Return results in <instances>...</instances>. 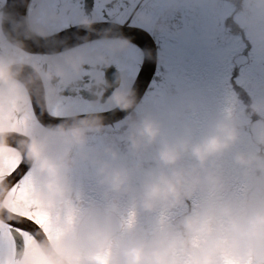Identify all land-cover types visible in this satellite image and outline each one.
Segmentation results:
<instances>
[{
	"label": "clouds",
	"instance_id": "9594fccd",
	"mask_svg": "<svg viewBox=\"0 0 264 264\" xmlns=\"http://www.w3.org/2000/svg\"><path fill=\"white\" fill-rule=\"evenodd\" d=\"M235 5L240 26L264 44V0ZM85 63L81 52H69L45 67L31 61L22 42L0 41V113L22 119L32 111L38 79L55 95L54 82L70 83ZM29 67L34 75L25 80ZM104 83L97 78L96 87ZM109 103L131 110L135 95L119 88ZM251 109L264 118V103ZM250 116L238 120L229 109L198 129L176 127L152 112L134 115L123 134L126 152L118 144H92L105 128L95 114L49 128L0 121V161L19 159L31 173L26 196L7 180L14 169L0 176V227L23 213L41 222L29 234V248L17 245L2 258L16 264H264V134L243 146ZM258 126L264 130V119ZM11 137L19 138L16 145ZM82 164L94 170L99 189L88 203L74 181Z\"/></svg>",
	"mask_w": 264,
	"mask_h": 264
},
{
	"label": "flooded vegetation",
	"instance_id": "af4514ba",
	"mask_svg": "<svg viewBox=\"0 0 264 264\" xmlns=\"http://www.w3.org/2000/svg\"><path fill=\"white\" fill-rule=\"evenodd\" d=\"M8 1L0 0V41L13 43L3 26ZM176 4L179 0H169L166 5H162L160 0H23L20 25L26 33L47 36L86 19L112 23L133 32L132 37L119 34L54 54L25 50L33 63L45 67H50L69 52H81L86 60L83 73L70 83L54 82L58 88L55 95L49 93L50 85L42 80L38 79L32 85L31 113L36 127L49 128L37 116L36 95L32 94L37 89H40L42 110L47 116L62 118L114 108L109 103L114 92L119 88L132 90L143 71L148 48L141 35H147L155 48V70L135 108L92 137L95 147L118 144L126 152L123 134L126 122L134 115L152 112L176 127L191 123L203 129L229 109L238 120L251 114L242 130L243 146L258 141L264 134L258 126L264 118L252 113L251 106L264 103V44L238 23L235 0H212L209 6V34L212 35L209 69L197 71L193 67H198V64H183L184 69L174 68L171 74L168 65L172 62L168 55L178 50V41L170 42L175 33V25L171 23L187 14L184 6ZM32 75L33 69L29 67L22 78L27 80ZM97 78L105 82L102 89L96 87ZM101 90L102 97L97 95ZM157 108L161 111H154ZM140 109L146 111L139 112ZM24 169L30 173L27 163ZM74 181L81 189L85 203L98 198L95 172L89 166L82 164L74 174ZM149 219L148 216L141 217L142 222ZM17 245L23 248L22 238L17 237Z\"/></svg>",
	"mask_w": 264,
	"mask_h": 264
},
{
	"label": "water",
	"instance_id": "95a60500",
	"mask_svg": "<svg viewBox=\"0 0 264 264\" xmlns=\"http://www.w3.org/2000/svg\"><path fill=\"white\" fill-rule=\"evenodd\" d=\"M22 2L23 0L8 1V4L5 8L3 26L10 41L13 43L22 42L24 50L32 53L54 54L64 52L79 45L94 42L98 39L114 38L119 34L124 36H133V32L128 28H121L120 26L112 23L99 22H93L91 27H86L84 23H78L47 36L36 35V33L32 32L26 33L23 31V28H21L20 25V10L22 7ZM141 38H145L148 51L146 54L143 71H141V75L136 85L131 90L135 95L136 105L147 87V83L155 70L156 63V53L152 40L147 35H141ZM32 94L33 96L36 95L35 106L37 110V116L47 127H53L61 123L70 122L74 117L82 118L84 116L93 114L99 115L103 119L105 126L111 125L124 118L135 108L134 107L131 110L125 111L118 107H114L105 112L87 113L58 118L47 116L42 110L43 104L41 98H39L41 97L40 89H37L36 92L33 90ZM18 140V137L10 138V142L13 145H16Z\"/></svg>",
	"mask_w": 264,
	"mask_h": 264
},
{
	"label": "rangeland",
	"instance_id": "374dc122",
	"mask_svg": "<svg viewBox=\"0 0 264 264\" xmlns=\"http://www.w3.org/2000/svg\"><path fill=\"white\" fill-rule=\"evenodd\" d=\"M160 1L162 5H166L169 0ZM211 3L212 0H179V4L187 9V14L176 23H171L175 25V33L170 42H174V39H176L179 44H176L177 52L168 55L169 60L172 62L168 65L171 74H173L172 69L174 68L184 69L181 66L183 64H198V67H193L197 71L209 69V43L212 37L209 34V6ZM213 5H215V2ZM145 111V109L139 110V112ZM154 111L161 110L157 108Z\"/></svg>",
	"mask_w": 264,
	"mask_h": 264
},
{
	"label": "snow or ice",
	"instance_id": "6c2138e0",
	"mask_svg": "<svg viewBox=\"0 0 264 264\" xmlns=\"http://www.w3.org/2000/svg\"><path fill=\"white\" fill-rule=\"evenodd\" d=\"M0 121L8 122L12 128H16L32 121V113L24 115L22 119H16L11 112L0 113ZM6 168L14 169L7 175V180L12 181L11 184L20 191L21 196H26L31 187V173L25 172L24 164L19 159L10 157L0 161V176L5 175ZM14 210L18 211L19 209ZM9 225L0 227V264H16L14 259L4 260L2 258L5 251L14 252L17 246V237L22 238L23 245L29 248L32 244V237L29 234H35L41 230V222L30 213H23L17 220L10 221ZM45 232L51 239L49 230L45 229Z\"/></svg>",
	"mask_w": 264,
	"mask_h": 264
}]
</instances>
